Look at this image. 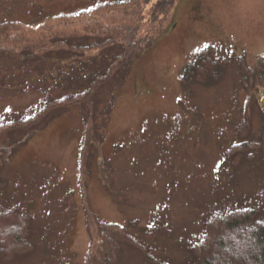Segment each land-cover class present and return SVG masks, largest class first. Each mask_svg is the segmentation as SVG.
Instances as JSON below:
<instances>
[{"label": "rangeland", "instance_id": "rangeland-1", "mask_svg": "<svg viewBox=\"0 0 264 264\" xmlns=\"http://www.w3.org/2000/svg\"><path fill=\"white\" fill-rule=\"evenodd\" d=\"M112 1L119 0H0V24L72 31L74 25L55 18ZM203 46L223 74L184 90L181 76ZM263 65L264 0H176L153 44L102 88L97 102L110 105L109 122L102 155L92 147L91 166L81 162L85 111L79 105L49 115L30 140L20 131L0 136V205L29 218L31 244L9 262L1 256L0 264H85L90 213L145 245H124L114 264H154L144 251L163 264H196L191 248L213 217L257 209L264 219L258 149L264 86L254 81ZM74 66L80 65L0 55V123L29 118L45 102L69 95ZM18 142L22 149L3 165ZM244 142L250 150L234 148ZM12 219L0 215V223L19 229ZM253 232L240 231L233 242L253 247L247 238ZM224 251L216 252V264L232 263Z\"/></svg>", "mask_w": 264, "mask_h": 264}, {"label": "trees", "instance_id": "trees-1", "mask_svg": "<svg viewBox=\"0 0 264 264\" xmlns=\"http://www.w3.org/2000/svg\"><path fill=\"white\" fill-rule=\"evenodd\" d=\"M175 1L104 2L94 5L89 10L56 18L61 21V26L74 25L72 31L58 28L53 32H45L42 24L34 26L22 22L0 24V55L18 56L33 62L59 58L64 61L73 60L80 65L70 68L77 79L76 82H69L67 88L69 95L45 102L32 117L1 124L0 136L20 131L27 140H30L46 126L49 115L79 105L85 111L81 162L85 163L86 159V163L91 166L94 154L92 147H95L99 156L105 135L104 129L109 122L110 105L105 106L97 102L100 93L104 90L102 88L118 76H122L132 62L153 44V41L163 32ZM152 2L156 4L149 10L147 5ZM222 74L223 70L219 61L210 57L209 49L201 48L195 60L182 74L183 88L188 90L192 83H203L202 79L205 78H208L211 83L215 79L218 80ZM255 75L254 81L263 83L258 86H264V65L257 68ZM252 78L249 75L245 76L247 86L252 85ZM206 84L209 85V83ZM100 106L105 108L101 109ZM261 135L258 143L261 144L258 149L262 153L264 152V132ZM20 146L22 144L12 148L11 151H6L3 165L9 164ZM236 146L234 148H241L243 151L251 149L245 142ZM262 155L264 156L263 153ZM100 158L101 156L96 160ZM1 184H4L2 177H0ZM15 210L4 211L0 205V215L11 216L12 220L19 225V229L15 230L11 224L6 227V221L0 223V232H4V229L6 231V235H0V257L3 256L5 262L31 249V244L28 243L30 229L28 225H25L29 218H23L26 215L19 214ZM208 222L203 240L191 248L196 264H216V252L224 251L225 248L227 251L225 250L224 253L226 258L232 261L231 264H247L250 260H253L252 264H264V219L260 217L257 209L229 212L217 218L213 217ZM251 227L255 232L247 238L253 241V247H249L245 242L244 247L233 242L238 232ZM86 231L91 244L85 264H114L122 247L127 244H140L145 248V245L137 241L127 230L116 224L103 222L93 213L86 216ZM207 241H210L212 245L209 249L205 247ZM229 242L233 245L232 249L228 247ZM94 250H96L95 254ZM143 254L147 262L163 264L154 259L150 253L144 251Z\"/></svg>", "mask_w": 264, "mask_h": 264}]
</instances>
